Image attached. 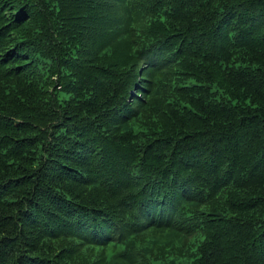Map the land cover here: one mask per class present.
<instances>
[{"label": "trees", "instance_id": "1", "mask_svg": "<svg viewBox=\"0 0 264 264\" xmlns=\"http://www.w3.org/2000/svg\"><path fill=\"white\" fill-rule=\"evenodd\" d=\"M0 264H264V0H0Z\"/></svg>", "mask_w": 264, "mask_h": 264}]
</instances>
